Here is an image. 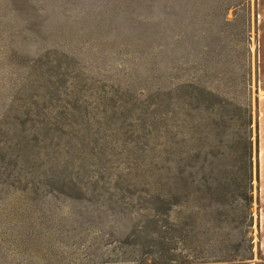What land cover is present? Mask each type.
Masks as SVG:
<instances>
[{
  "label": "rangeland",
  "instance_id": "374dc122",
  "mask_svg": "<svg viewBox=\"0 0 264 264\" xmlns=\"http://www.w3.org/2000/svg\"><path fill=\"white\" fill-rule=\"evenodd\" d=\"M163 200L264 264V0H0V264H134Z\"/></svg>",
  "mask_w": 264,
  "mask_h": 264
},
{
  "label": "trees",
  "instance_id": "16d2710c",
  "mask_svg": "<svg viewBox=\"0 0 264 264\" xmlns=\"http://www.w3.org/2000/svg\"><path fill=\"white\" fill-rule=\"evenodd\" d=\"M162 205L152 207L150 224L134 231L128 241H120V255L134 264H177L187 262L179 253V244L188 247L190 241L186 235H175V229L164 224L161 219L170 214L175 206L171 201L163 200ZM130 249H124L125 245ZM150 262V263H149Z\"/></svg>",
  "mask_w": 264,
  "mask_h": 264
}]
</instances>
